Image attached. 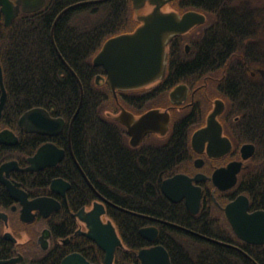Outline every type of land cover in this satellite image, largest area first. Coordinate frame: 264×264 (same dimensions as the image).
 I'll list each match as a JSON object with an SVG mask.
<instances>
[{"label": "trees", "instance_id": "16d2710c", "mask_svg": "<svg viewBox=\"0 0 264 264\" xmlns=\"http://www.w3.org/2000/svg\"><path fill=\"white\" fill-rule=\"evenodd\" d=\"M78 1L83 0H46L40 9L20 12L8 26L1 24L0 64L7 99L0 129L17 132L20 115L30 108L42 107L52 116L65 119L66 139L82 87L83 100L71 127V144L77 162L94 188L116 205H108L107 214L122 238L123 247L116 249L113 264H137L138 251L150 244L138 230L152 221L120 207L229 243L221 244L178 227L161 225L157 241L165 246L175 264H264V244L239 239L212 199L207 200L199 213L192 214L184 207L172 205L161 191L162 180L188 158L189 133L201 123L200 115L175 119L165 139L154 142L146 138L138 146L128 144L123 125L104 116V109L114 104V97L106 84L95 82V77L105 72L92 63V57L108 37L131 31L138 23L131 0L79 4L59 17L53 43L51 29L56 16ZM177 1L210 13L212 21L196 38L192 53H185L181 37L170 41L165 88L177 81L198 78L227 61L234 62L232 53L243 46L242 39L254 30L257 39L264 37L259 34H264V5L255 7L246 0ZM227 78L233 79V74ZM119 99L134 106L139 104L137 97ZM38 142L20 135L16 146L0 145V163L9 159L25 163ZM261 150L264 152L263 144ZM241 184L254 205L264 208V162ZM96 249L93 255L98 259L94 261L101 264L103 252L97 246Z\"/></svg>", "mask_w": 264, "mask_h": 264}, {"label": "flooded vegetation", "instance_id": "af4514ba", "mask_svg": "<svg viewBox=\"0 0 264 264\" xmlns=\"http://www.w3.org/2000/svg\"><path fill=\"white\" fill-rule=\"evenodd\" d=\"M11 1L16 2V0ZM246 1L251 4L250 1L253 0ZM161 8L163 11L177 12L179 15L189 10H197L184 6L177 0H165ZM151 9L152 6L148 5L144 11L148 12ZM20 12L23 11L20 10ZM201 12L206 19L200 26L175 36L181 37L180 41L186 54L192 53L196 38L211 24V14ZM4 22L5 17L0 6V27L2 23L5 25ZM256 35L254 30L252 35L242 39L243 46L231 55L235 59L234 62L227 61L216 70L209 71L198 78L177 81L169 88L164 86L166 83L164 76L161 80L135 90H117V97L112 94L114 104L107 107L108 111H104L105 117L119 122L112 115L120 114V106L135 117L149 109L167 110L170 113L167 132L165 134L147 132L139 144L146 138L154 142L165 139L175 119L196 114L202 117L201 123L189 133L188 158L180 163L182 166L177 171L166 177L178 173H183L190 178L196 177L192 182L200 187L201 193L200 208L197 213L210 198L225 216L224 206L239 195H245L248 198L249 212L264 209L256 207L248 192L241 186V181L255 172L257 166L264 162V152H261L262 144L264 145V37L257 39ZM228 66L231 69L228 70ZM229 74H233L234 78L228 79ZM178 86H180L179 90L173 92ZM119 97H137L139 104L134 106L128 102L123 103ZM216 104L218 110L215 117L221 127V137L212 143H209L207 139L204 144L198 143L196 148L192 144L193 133L207 125L208 116L216 108ZM120 124L125 128L126 140L131 145L126 126ZM18 127V133L11 129L17 135L18 141L20 135L22 138L39 141L35 151L26 157L25 163L9 159L17 161L19 168L28 166V157L46 142H51L57 149L63 150V156L53 165H47L38 170L13 169L9 172V180L26 193L28 202L38 197H46L51 200V203L47 201L41 206L29 207L30 204L25 206L21 198L11 196L6 186L0 181V264H61L63 258L72 253L81 254L90 264H98L94 261L98 259V256L93 253H97L96 246L102 252L103 250L86 235L89 226L81 216L87 215L98 201L104 204L105 211L101 214V219L105 223L111 220L107 214V206L114 204L94 188L77 162L71 144V129L69 131L68 126L65 139L63 132L66 125L61 131L52 135L29 132L19 125ZM17 143L15 145L0 143V145L16 146ZM9 160L1 162L0 165ZM219 169H223L218 177L222 185H226L232 179L233 171L235 172L236 180L232 186L222 189L214 183L213 174ZM57 178H61L63 184L57 185L53 190L50 185ZM169 202L177 207H184L192 214H197L189 210L185 197L177 201L169 200ZM146 218L152 222L141 227L155 226L158 232L153 241L144 238L150 243L145 247L161 244L157 241L161 235V225L176 224L159 217ZM199 236L204 238V235ZM224 244L229 245V243ZM101 264H105L104 252ZM137 264H140L139 258Z\"/></svg>", "mask_w": 264, "mask_h": 264}, {"label": "water", "instance_id": "95a60500", "mask_svg": "<svg viewBox=\"0 0 264 264\" xmlns=\"http://www.w3.org/2000/svg\"><path fill=\"white\" fill-rule=\"evenodd\" d=\"M105 0H88L75 3L65 7L55 18L51 37L54 43L53 30L57 20L66 10L87 2H102ZM46 0H0L1 10L5 17V25L19 14V11L31 12L38 10L45 4ZM165 0H131L134 10V19L138 23L131 31L121 32L107 38L101 48L92 57V63L101 66L105 74L95 77L97 84H106L110 92L117 97V90H135L146 86L156 80H161L166 73L168 61V45L177 35L184 34L195 26L205 21V15L196 10H189L179 15L174 11H163L161 5ZM151 5L152 9L145 12L144 9ZM55 45V44H54ZM55 48L57 49L56 45ZM59 56L61 54L57 50ZM75 74V72L71 69ZM77 77V75L75 74ZM78 79V77H77ZM178 86L173 90H179ZM0 116L7 99V91L3 81V72L0 64ZM172 92V93H173ZM83 100V89L81 87V98L79 105L69 122V131L79 111ZM264 109V108H263ZM218 106L209 114L207 125L197 129L192 136V144L197 148L198 143L204 144L207 139L209 143L221 137V127L216 120ZM117 115V114H116ZM112 115L120 123L124 124L130 135L131 145H138L147 132H159L165 134L168 130L170 113L158 108L149 109L138 117L120 106V114ZM18 125L29 132L52 135L61 131L66 125L63 117H54L48 110L42 107H33L22 113L18 119ZM18 142L17 135L9 128L0 130V143L4 145H15ZM63 156V150H59L51 142L42 144L36 152L28 157L29 164L25 168H19L18 162L9 160L0 165V181L6 186L11 196L21 198L25 206L36 207L51 203L46 197H38L28 202L26 193L16 183L9 180V172L13 169L38 170L47 165H53ZM223 169L213 174V181L219 188H227L235 183L236 177L233 171L232 179L222 185L218 177ZM196 178V177H195ZM189 176L178 173L165 178L161 184L163 194L171 201H177L185 197L186 205L193 213L200 208V187L193 184ZM61 178L51 182V189L62 185ZM110 203V202H109ZM112 204V203H110ZM225 216L236 235L249 243H264V209L252 212L248 211V198L239 195L224 206ZM105 211L104 204L95 202L93 209L87 215L81 216L88 223L89 230L86 235L104 252V263L113 264L115 251L123 247L115 226L111 220L103 222L101 214ZM155 226H145L139 229L140 235L153 241L157 236ZM203 236V235H202ZM204 238L210 239L206 236ZM228 245V244H227ZM140 264H174L169 256L168 250L162 244H154L141 248L138 251ZM61 264H90L79 253L67 255Z\"/></svg>", "mask_w": 264, "mask_h": 264}, {"label": "bare ground", "instance_id": "6f19581e", "mask_svg": "<svg viewBox=\"0 0 264 264\" xmlns=\"http://www.w3.org/2000/svg\"><path fill=\"white\" fill-rule=\"evenodd\" d=\"M83 1H88V0H83ZM79 2H82V1H78L77 3H79ZM46 3V2H45ZM87 3H93V2H87ZM84 4V3H83ZM131 5H132V3H131ZM40 9V8H39ZM63 10V9H62ZM61 10V11H62ZM60 11V12H61ZM134 11V10H133ZM197 11V10H196ZM32 12V11H31ZM59 12V13H60ZM199 12H201V11H199ZM58 13V14H59ZM64 13V12H63ZM62 13V14H63ZM202 13V12H201ZM204 14V13H203ZM11 23V22H10ZM201 24H199V26H200ZM5 26H8V25H5ZM198 26V25H197ZM196 27V26H195ZM193 29V28H192ZM111 37V36H110ZM109 38V37H108ZM101 48V47H100ZM169 54V53H168ZM169 56V55H168ZM164 180V179H163ZM162 180V181H163ZM161 184H162V182H161ZM161 187V186H160ZM162 191V190H161ZM163 193V192H162ZM168 201H169V199H168ZM120 209H122V210H124V211H126V212H128V213H133V214H136V215H144V216H146V217H153V216H150V215H145V214H141V213H138V212H134V211H131V210H128V209H125V208H121L120 207ZM174 225V227H178V228H181V229H183V230H186L187 232H189V233H192V234H194V235H197V236H199V235H202V234H200L199 232H196V231H194V230H191V229H187V228H185V227H183V226H180V225H178V224H173ZM208 238H210V237H208ZM205 239H207V238H205ZM207 240H212V241H215V242H218V243H221V244H224V242H222V241H216V240H214V239H212V238H210V239H207Z\"/></svg>", "mask_w": 264, "mask_h": 264}, {"label": "rangeland", "instance_id": "374dc122", "mask_svg": "<svg viewBox=\"0 0 264 264\" xmlns=\"http://www.w3.org/2000/svg\"><path fill=\"white\" fill-rule=\"evenodd\" d=\"M250 3H251L250 5L255 6V7L263 6L264 5V0H253V1H250ZM261 35L264 36V34H261ZM108 110H109V108L105 109L104 111H108Z\"/></svg>", "mask_w": 264, "mask_h": 264}]
</instances>
